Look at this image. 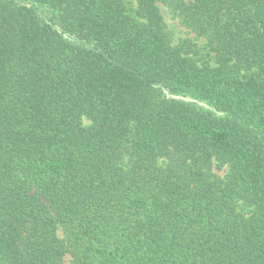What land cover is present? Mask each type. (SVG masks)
<instances>
[{
  "label": "trees",
  "instance_id": "trees-1",
  "mask_svg": "<svg viewBox=\"0 0 264 264\" xmlns=\"http://www.w3.org/2000/svg\"><path fill=\"white\" fill-rule=\"evenodd\" d=\"M158 4L215 65L172 44ZM136 15L0 0V264H264V0Z\"/></svg>",
  "mask_w": 264,
  "mask_h": 264
},
{
  "label": "rangeland",
  "instance_id": "rangeland-1",
  "mask_svg": "<svg viewBox=\"0 0 264 264\" xmlns=\"http://www.w3.org/2000/svg\"><path fill=\"white\" fill-rule=\"evenodd\" d=\"M125 5L126 13L131 17H137L136 9L138 5V0H121ZM27 4V1H25ZM160 13L163 17V20L166 24V28L170 34L172 44L174 46H182L187 49L188 56L193 57L199 64L208 63L210 65H215V52L209 45L206 38L198 36L194 32L190 31L188 28L183 26L179 19L171 12V10L164 6L163 4H158ZM39 15L43 18L47 17V8L43 5H38ZM68 39V38H67ZM161 92L164 97L168 99L179 100L192 104L196 107L210 110L215 113L217 116H224V114L216 109L214 106L210 105L208 102L192 97L185 93L172 92L167 89L161 88ZM83 123L88 124L89 121L86 118H83ZM214 172L222 177L226 168L221 171L214 170ZM58 235L62 237V231H58ZM71 257L69 254H65L63 258V264H70Z\"/></svg>",
  "mask_w": 264,
  "mask_h": 264
}]
</instances>
